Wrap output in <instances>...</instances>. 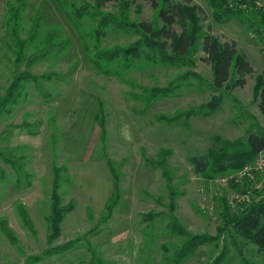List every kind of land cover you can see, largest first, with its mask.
<instances>
[{
	"label": "rangeland",
	"instance_id": "obj_1",
	"mask_svg": "<svg viewBox=\"0 0 264 264\" xmlns=\"http://www.w3.org/2000/svg\"><path fill=\"white\" fill-rule=\"evenodd\" d=\"M26 1L19 17L25 59L17 68L18 47L6 29L13 1L0 0V98L8 96L17 73L26 70L40 77L38 83H27L17 103L5 106L0 115V264H212L225 249L224 264L259 263L253 245L236 237L234 243L227 231L218 230L225 222L221 199L231 211L239 199L230 179L238 174L241 179L242 171H252L256 162L242 168L241 161L207 177L194 173L188 159L206 154L217 139L233 141L256 128L264 130L256 90L264 69V17L256 12L264 13V0H237L255 2L250 14L244 12L248 5L240 4L243 14H237L245 24L234 18L219 23L206 0H190L201 8L204 29L221 41H235L253 69L245 85L230 92L209 88L212 67L200 50L190 67L139 59L120 71L121 76L97 69L105 67L104 61L96 62L103 51L139 39L109 28L95 41L92 34L101 14L117 17L115 2L95 10L93 0H76L95 16L93 22L83 19L78 30L54 0ZM124 1H133L126 10L130 22L160 26L147 2ZM170 84L179 87L170 97L146 103L147 90ZM217 97L222 101L211 116L187 121L183 116L172 125L157 120L159 115L176 118ZM250 177L252 188L261 191L264 167L258 178ZM55 178L61 206L73 207L52 239L50 194ZM20 207L29 222L22 220ZM181 230L211 240L177 261L175 254L185 240ZM65 244L72 248L60 252Z\"/></svg>",
	"mask_w": 264,
	"mask_h": 264
},
{
	"label": "trees",
	"instance_id": "obj_2",
	"mask_svg": "<svg viewBox=\"0 0 264 264\" xmlns=\"http://www.w3.org/2000/svg\"><path fill=\"white\" fill-rule=\"evenodd\" d=\"M6 13V29L12 35L14 45L18 47V53L15 54V63L24 61L25 40L19 38V17L20 10L25 7L26 0H12ZM147 2L155 12L156 19L160 22V26L155 23L145 21L130 22L127 18L126 10L131 3L124 0H93L95 10H100L107 3L115 2L118 5L117 17L111 15H102L97 21V27L94 28L95 41L98 42L103 36L106 29L124 30L127 33L139 36V39L124 48L108 49L98 55L96 62L104 61L105 67L98 66L97 69L103 73L112 75H120V71H127L139 59L145 63L152 65L162 64L175 68L190 67L193 65V56L200 50L204 54V60L211 65L212 78L209 88L214 92L224 91L230 92L235 88H242L245 85V76L252 73L253 69L247 59V56L237 49L236 42L233 40L221 41L218 37L206 31L201 23V8L198 5L190 4V0L171 1V0H143ZM209 8L212 9L213 18L219 23L224 20L236 19L240 24H245L242 17L237 13H242L240 4H246L248 10L244 12L250 14V6L255 7V2L244 1L234 2L233 5L225 0H206ZM60 13L73 25L75 29H80L83 19L95 21V16L87 11L89 7L86 3L78 4L76 0H54ZM241 2V3H240ZM20 4L18 7L17 4ZM264 17V13L260 10L256 15ZM254 34L257 31L253 32ZM82 36V35H81ZM27 42L30 39L26 40ZM66 41V40H65ZM52 45L54 43H51ZM170 47V52H167ZM262 59L264 64V49H262ZM33 57V56H32ZM34 58V57H33ZM31 66L32 63H29ZM17 68L20 65L17 64ZM188 75L185 76V79ZM37 76H32L28 71L17 73L8 89V96L0 98V115L7 105H14L21 96L25 85L29 82H39ZM180 77L178 81H182ZM178 85L170 84L164 88H152L147 90V98H144L149 104L155 98L170 97L177 90ZM257 90V107L262 116H264V69L256 80ZM221 97L213 98L205 104H201L196 108H191L185 112L176 115V118L159 115L158 121L169 125L175 124L178 118L185 117L186 121L194 117H207L216 112L221 104ZM264 154V130L255 129L249 132L245 138H239L233 141H220L217 139L216 146L208 149L206 154L198 157L189 158V163L193 167L196 174H203L212 177L225 172L232 168L235 163L244 161L242 168L253 161L259 154ZM241 168V169H242ZM112 175L114 176L113 172ZM252 177L258 178V173L252 172ZM260 177V176H259ZM115 179V178H114ZM229 182L237 194L239 199L235 203V210L231 211L224 199L220 201V208L223 211L225 222L219 231H227L229 238L235 243V237L241 238L256 248V252L261 256V261L257 264H264V182L261 184V191L253 189L251 185V177L244 176L239 181L230 179ZM260 180V179H259ZM236 183L235 185L232 184ZM57 179L55 178L52 185L51 214H50V237L56 238L60 233V224L66 213L72 210L73 204L61 206L60 198L57 195ZM114 190H117L115 180ZM175 194L171 192L170 201L173 203ZM113 204L109 202L106 210L111 213ZM22 210V220L29 222L26 211ZM174 222V221H173ZM175 230V225L173 226ZM179 228V227H178ZM177 228V229H178ZM4 232L11 236L6 228ZM185 240L180 249L175 254V260H182L191 255L200 245L207 243L206 236L191 235L184 230L180 231ZM72 247L70 244L62 245L60 252H67ZM59 252V253H60ZM227 249L218 254L212 261V264H224L227 258Z\"/></svg>",
	"mask_w": 264,
	"mask_h": 264
},
{
	"label": "built area",
	"instance_id": "obj_3",
	"mask_svg": "<svg viewBox=\"0 0 264 264\" xmlns=\"http://www.w3.org/2000/svg\"><path fill=\"white\" fill-rule=\"evenodd\" d=\"M254 161L256 163H255V165L253 164L254 165L253 170L250 171L251 168L246 167L242 171L241 175L250 177L251 176L250 174L252 172H256V173H260L261 172L262 168L264 167V154L262 153V154H259L258 156H256V158L254 159ZM238 176H239V174H238ZM238 176L237 177H234V178H231V179H235V181H239L240 178Z\"/></svg>",
	"mask_w": 264,
	"mask_h": 264
}]
</instances>
